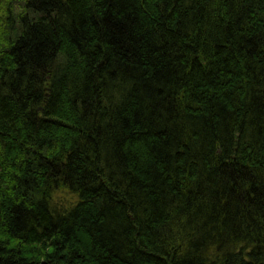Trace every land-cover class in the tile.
Instances as JSON below:
<instances>
[{
  "label": "trees",
  "instance_id": "obj_1",
  "mask_svg": "<svg viewBox=\"0 0 264 264\" xmlns=\"http://www.w3.org/2000/svg\"><path fill=\"white\" fill-rule=\"evenodd\" d=\"M0 264H264V0H0Z\"/></svg>",
  "mask_w": 264,
  "mask_h": 264
},
{
  "label": "rangeland",
  "instance_id": "obj_2",
  "mask_svg": "<svg viewBox=\"0 0 264 264\" xmlns=\"http://www.w3.org/2000/svg\"><path fill=\"white\" fill-rule=\"evenodd\" d=\"M55 204L57 207H63L68 209L70 206H73L77 202V198L74 195H70L67 192H58L54 198Z\"/></svg>",
  "mask_w": 264,
  "mask_h": 264
}]
</instances>
